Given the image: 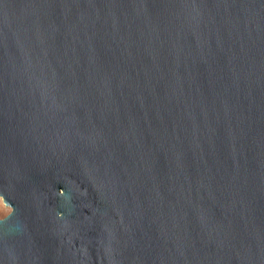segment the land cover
Listing matches in <instances>:
<instances>
[{
    "label": "water",
    "instance_id": "1",
    "mask_svg": "<svg viewBox=\"0 0 264 264\" xmlns=\"http://www.w3.org/2000/svg\"><path fill=\"white\" fill-rule=\"evenodd\" d=\"M0 264H264V0H0Z\"/></svg>",
    "mask_w": 264,
    "mask_h": 264
},
{
    "label": "rangeland",
    "instance_id": "2",
    "mask_svg": "<svg viewBox=\"0 0 264 264\" xmlns=\"http://www.w3.org/2000/svg\"><path fill=\"white\" fill-rule=\"evenodd\" d=\"M11 212V208L6 206L3 199L0 197V219H3Z\"/></svg>",
    "mask_w": 264,
    "mask_h": 264
}]
</instances>
